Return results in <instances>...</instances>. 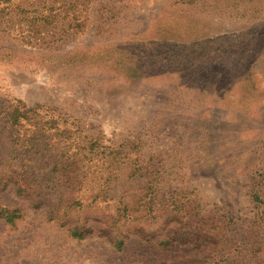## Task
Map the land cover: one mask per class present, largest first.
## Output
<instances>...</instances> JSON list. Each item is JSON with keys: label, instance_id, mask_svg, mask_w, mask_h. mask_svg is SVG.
<instances>
[{"label": "rangeland", "instance_id": "rangeland-1", "mask_svg": "<svg viewBox=\"0 0 264 264\" xmlns=\"http://www.w3.org/2000/svg\"><path fill=\"white\" fill-rule=\"evenodd\" d=\"M14 209L0 264H264V0H0Z\"/></svg>", "mask_w": 264, "mask_h": 264}, {"label": "trees", "instance_id": "trees-1", "mask_svg": "<svg viewBox=\"0 0 264 264\" xmlns=\"http://www.w3.org/2000/svg\"><path fill=\"white\" fill-rule=\"evenodd\" d=\"M0 217L5 218L8 222H13L14 219H16L17 217H19V210L14 209L12 211H8V210H1L0 211ZM78 229L75 230V232L73 233V235H78ZM82 235V234H79Z\"/></svg>", "mask_w": 264, "mask_h": 264}]
</instances>
